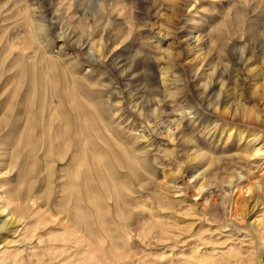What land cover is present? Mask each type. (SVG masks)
I'll return each mask as SVG.
<instances>
[{"label": "rangeland", "instance_id": "374dc122", "mask_svg": "<svg viewBox=\"0 0 264 264\" xmlns=\"http://www.w3.org/2000/svg\"><path fill=\"white\" fill-rule=\"evenodd\" d=\"M29 9L46 33V38L42 40L46 53L41 46L40 54L35 61L30 60L31 50H28L27 46L30 36L26 34L25 18L29 12L26 14L25 12ZM19 33L20 37L14 39V35ZM98 40H103L104 43L103 57L96 58L89 64L83 55L86 50L81 44L93 42V46H96ZM243 51L255 57H251L247 63L238 61ZM263 53L264 0H0V114L3 115L4 102H7V99L12 100L11 104L16 103L12 119L13 129L0 133V149L6 151L0 157V178L5 177L7 175L5 173L13 165V159L9 158L10 149L4 144L14 143L18 127L22 124L23 104L29 95L26 94L27 83L32 78L33 65L35 64L37 68L39 88L44 87L46 82L48 92L50 80L49 76L45 75L47 70L44 72L41 55L51 57L58 63L52 66V71L60 88L57 95L62 98L67 109L69 98L65 94L66 85L61 73L64 65L61 58L66 64L68 60L71 62L77 58L78 72L85 73L86 69L91 71V76L84 82L85 85H89V82H94L97 78L99 85L111 83L106 89H94L93 97L97 96V99L101 98L107 104L105 115L110 121H114L112 126L117 127L115 134L109 128L101 129L100 132L87 131L90 139L84 136V141L98 142L97 146L92 145L98 152L99 159L105 164L116 166L118 171L112 172L125 187L136 189L138 193L132 196H140L138 199L144 202V206L139 204L130 211L131 214H128L130 224L128 233L122 236L121 229L116 230V236H121L119 240L125 244L121 252L129 257V261L133 264H164L166 258L170 260L167 264H188L190 257L193 256L192 251L198 249L199 253L196 254V259L191 260V264H263L264 244L243 237L241 232H235L231 228H221L210 223L206 217L198 213L196 198L185 194L183 201L175 204L176 199L169 197L173 202V208H167L163 199H158L163 187L167 186L169 191L173 190L170 183L173 178L176 179L177 186L187 179L191 158L189 156L191 150H188L190 136L198 140L199 150L209 151L208 155L220 159L218 163L223 164L221 168L225 166L229 170L232 169L230 165L238 160L236 155H241V152L250 146L247 142L253 133H259L264 138ZM125 63L133 69L128 76L132 78L131 82L122 81L125 78L115 69L121 68L119 66ZM165 68L168 76L164 75ZM22 70L26 75L2 82L5 74L16 75ZM97 73L103 74L95 76ZM163 77L167 79L166 85L162 83ZM76 78L81 79L80 76ZM176 79L181 82V94L176 86L169 83L170 80ZM20 80L24 85L17 84ZM82 81L83 79L79 80V84L83 85ZM150 81L154 83V89L158 92L153 98L154 105L145 113L139 112L137 107V110L132 107L133 103H136L138 97L146 96V87ZM212 82H215L214 89L211 87ZM125 85L131 88V95H127L128 87H124ZM17 86L19 88L15 97L12 93ZM205 88L206 96L203 98L196 90L201 91ZM38 92L42 96V92ZM181 95L185 96L184 102L193 106L191 111L198 110L204 121H194L191 115H186L178 129L172 130L171 127L173 134L169 136L164 127L174 119V116L180 115V111L177 110L180 107L179 102L182 101ZM54 96L47 94L46 100L44 99L45 122L49 118V113H52L54 100H57ZM36 99L39 103L36 107L38 110L41 100ZM78 99L86 101L80 95ZM82 105L88 108L86 103ZM184 113L187 114L188 111ZM113 114L116 115L115 118ZM34 118V122H37V115ZM53 120L56 122L57 118ZM95 121L99 122V118ZM79 123L80 120L74 116L72 128L69 129V138L76 142V144L72 142V145H77V148L82 146V142H78ZM213 131L215 135L212 137ZM238 131L241 140L235 135ZM42 135L44 138L47 137L46 126ZM229 135L231 137L226 143L225 139ZM25 137L21 135L15 147V151L21 155L19 160L17 159L18 166L12 170L10 176L12 185L2 186L0 191L17 186L25 190L35 181L38 183L33 184L35 195L46 194L48 190L44 187L42 178L46 175V170L50 169L44 170V160H41L44 154L38 161L27 157ZM35 137L38 141V134H35ZM102 140L107 141L109 146ZM125 140L136 141L135 149L143 150L149 159L151 174L144 175L141 180L121 177L127 173L119 168L118 163H122L127 169L129 156L125 150L127 146L123 144ZM57 145L51 153L52 159H56L60 154ZM93 148L89 143L86 144L87 155L94 152ZM69 153L72 156L74 150H70ZM114 153L118 154L119 159L113 156ZM173 158L183 164L181 170H174ZM55 167L57 172L55 183L61 182L60 177L67 182L64 175L66 164L57 163ZM166 170L167 174L164 175ZM238 172L235 171V174ZM3 174L5 176H2ZM245 176L244 172L238 173L240 180ZM31 177L35 178L31 180ZM138 183L143 184V188L140 189ZM111 191L113 196L111 198H107L104 192L102 194L110 208L107 211L109 218L118 223L120 221L118 210L123 204L113 193V187ZM125 194L129 200V195ZM29 216L21 218L19 227L27 225V229L32 231L43 225V218L47 215L41 216L40 220L39 215L37 217L32 215L31 218ZM6 217L9 218L4 213L0 216V221ZM46 223L45 232L54 226L50 220H46ZM19 227L17 229H20ZM166 227L170 229L168 242L161 236L162 230ZM179 233L181 234L178 236ZM5 234L0 233L3 239L0 248L7 247L10 258L16 260V263L11 264H17L20 258L18 256H22L20 250L23 248L18 247L16 238H12L16 234L12 237ZM177 237L179 239L183 237L184 242H177V247H173ZM166 243L170 248H163ZM178 248L180 250H177ZM104 253L109 255L116 252L110 251L107 247ZM95 257L102 259L98 252Z\"/></svg>", "mask_w": 264, "mask_h": 264}, {"label": "bare ground", "instance_id": "6f19581e", "mask_svg": "<svg viewBox=\"0 0 264 264\" xmlns=\"http://www.w3.org/2000/svg\"><path fill=\"white\" fill-rule=\"evenodd\" d=\"M26 13H28L27 16L25 15V26L27 27L26 34L30 36V40L27 39L29 41L27 46L29 47L28 50H31L29 58L30 60L32 59V61H35L40 54L42 40L46 38V33L39 24V20L37 21L35 18L36 16L34 17L30 12V9L25 12V14ZM26 27H24V29ZM18 36L20 37V33L14 35V39ZM83 45L84 50H86L83 55L86 56L85 60L88 63L96 60V58L103 57V40L99 41L96 46H93V42H82L81 46ZM44 48L45 47H43L42 50L46 53ZM262 55L264 56V53ZM41 56V60L44 62V65H42L44 66V72L47 70L45 75L46 77L49 76L50 89L47 92L48 84L46 82H44V87L41 88L40 86L39 88L36 77L38 74L37 68L34 64L32 69L33 72H31L33 73L31 74L32 78L30 82L27 83L26 94L29 95L24 99L21 115L22 124L20 123L21 125L18 127L19 131L14 143L11 145L7 143L4 144L10 149L9 158L13 159V165H11V167L9 166L10 169L5 173L7 175L5 176L3 174L2 176L5 177L2 179L0 178V187L8 186L12 182L10 176L12 170L16 169L18 166L17 159L19 160L21 155L19 152L15 151V147L18 145L21 135H25L24 147L28 150L27 157L38 161L40 156H43L44 154L42 157L44 159L41 158V160H44V170H46L45 168H49L50 170H46V175L43 174L44 177L42 178V181L48 192H46V194L35 195L33 192L35 186L33 184L38 185L35 181L33 183L29 182V187H26L25 190H21L22 188L20 189V187L17 186V188L7 187L5 191H0V216L5 213V216L9 217L8 219L6 217L0 221V233H6L5 235L8 234L10 237L16 234V236L12 238H16L15 242L18 247L23 248L20 250L22 256H18L20 258H18L19 263L17 264H133V262L129 261V257L121 252V250L124 249L125 244L122 240H119L121 239V236H116V230L121 229L122 236L126 235L130 226L128 223V214H131L130 211L136 208L139 204L144 206V202H141L138 199L140 196H132L138 193L136 189L129 186L125 187L124 184L119 181L120 179H118L113 173L118 171L116 166L113 164H105L102 159H99L98 152L93 148V145L97 146L98 142L94 141L91 143L90 141H84V136L88 137L86 134L87 131L100 132L101 129L108 128L111 129L114 134L115 131H117V127L112 126L114 121H110L105 115L107 111L106 109H108L107 104H105L101 98L97 99V96L93 97L95 94L94 91L97 88L106 89L111 83L99 85V82L97 83V78L94 82H89V85H85L84 82L91 76V71L86 69L85 73L78 72L79 64L77 58L71 62L68 60L67 64L64 62L65 60L63 61V58H61L64 65V68L61 69V73L66 85L65 94L69 98V107L67 110L64 101L57 95L60 88L58 87V82L55 80L53 75L54 72L52 71V66L58 65V63L51 57ZM65 57L67 56L65 55ZM251 57L255 56L249 52L243 51L239 55L238 61H245L247 63L251 60ZM119 67L121 68L118 69L117 67L115 69H117L118 74L121 73V76L125 78L122 79V81H133L131 77H128L131 75L133 69L128 67V64L126 63ZM23 70L16 75L5 74L3 76L2 74V82L13 78H21L23 75H26ZM102 74L103 73H97L95 76H100ZM164 75L168 76L166 68ZM76 76H80L81 79L76 78ZM82 79L83 85L79 84V80ZM44 80L45 78L43 81ZM21 82L22 81L20 80L17 84L20 86ZM92 83L93 85H90ZM162 83L166 85L167 79L163 77ZM169 83L176 86L180 94L182 93V85L178 79L170 80ZM23 85L20 88H22ZM19 86L14 88L13 93L11 92L15 97L17 96L16 94ZM124 87H128L127 95L130 94L132 91L131 88L128 85H125ZM211 87L212 89L215 88V82H212ZM76 88L77 90H75ZM38 91L42 92L43 97ZM196 91L199 96L205 98L206 88L201 91ZM157 93L158 92L154 89V83H151L150 81V84L146 87V96L138 97V100L135 104L133 103L132 107L135 109L137 107L138 111L143 113L149 111L148 109L152 108L154 105L153 98ZM47 94H54L57 97L54 96L57 100H54L53 98L54 106L51 107L52 113H49V118L45 122L46 112L44 108V99L46 100ZM79 95L86 101L78 99ZM170 95H172V93H170ZM36 98L41 100V105H38V110H36V107L39 103ZM180 99H182V101L179 102L180 107L177 110L180 111V115L174 116V119L164 127L169 136L173 134L172 130L179 128L182 119L186 115H191V119L194 121H204V118L200 116L198 110L194 109L191 111L193 106L184 102V95H181ZM10 101L12 100L10 99ZM10 101L7 99V102H4L5 109L2 111L3 115L0 114L2 116L0 118V133L7 131L8 129H13L12 119L16 111V103L11 104ZM81 102L86 103L88 108H84ZM111 106L112 104L110 107ZM184 111H188V113L185 114ZM36 115L38 121L34 122V117ZM74 116L80 120V123L78 124L80 139H78V142H82V146L79 148H77V145H72V142L73 144H76V142L69 138V129L72 128L71 124ZM113 116H111L112 119ZM95 117L97 119H95ZM54 118H57L56 122L53 120ZM98 118L99 122H96L95 120H98ZM143 118L145 119V116ZM81 119L83 121H81ZM45 126L47 128L46 138L42 135L44 134ZM171 127H173L172 130ZM214 133L215 131H213L212 137ZM35 134H38V141L37 137L34 138ZM235 135L241 140V137L239 136L240 131ZM230 137L231 136L229 135L225 139L226 143ZM102 142L108 145L107 141L102 140ZM135 142L136 141L134 140H125L123 143L127 146L125 148L126 153L129 154L127 157V169H125V166L122 163H117L119 168L126 171L124 173H127L121 177H128L130 179L138 178L141 180L144 175L151 174V166L146 153L139 148L135 149ZM87 143H89L94 150L90 155H87L85 151ZM247 143L250 146H247L248 149H244L243 152H241V155H236L238 160L230 165L232 169L229 170L228 167L225 166L221 168L223 164L218 163L220 159L208 155L207 152L209 151L203 152L199 150L200 144L198 143V140L195 137L190 136L188 139V150H191L189 155L191 158L189 164L190 172L187 179L184 183L177 186V183L175 182L176 179L173 178L172 181H170L173 190L169 191L167 186L163 187L164 189H162L158 199L162 198L163 203L167 208H173V202L169 197H171V199H176L174 201L176 202L175 204H180L183 201L185 194H188V196L196 198L198 213L200 216L206 217L210 223H214V225L220 226L221 228H231L235 232H241L243 237L250 238L251 240L258 242V244H264V138L259 133H253L252 138ZM56 145L60 154L56 159H52L51 157L53 154L51 155V153ZM0 150V157H2L6 151L4 152L2 149ZM70 150H74L72 156L70 154L71 152L69 153ZM113 156L119 159L117 153ZM172 160L175 166L174 170H181L183 164L175 158ZM57 163L66 164L64 175L67 177V182L60 177L61 182L58 184L55 183V176L57 173L55 166ZM220 170L222 171L218 172ZM235 171H239L238 173L244 172V175H246L245 178L240 180L241 178L239 179L238 173L236 175ZM60 173H62V171ZM166 174L167 170L164 172V175ZM18 178L19 176L17 179ZM34 178L31 177V180ZM143 186V184L138 183L140 189L143 188ZM112 187L113 193L117 195L116 197H118L123 204V207L118 210L119 220L121 221L118 223L109 218L107 211L110 208L108 207V204H106V200L102 194V192L106 193L107 198L113 197L111 191ZM125 193L129 195V200ZM44 214L47 216H45L46 218H43L44 222L41 227L36 225L37 228H31L32 231H29V228L27 229V225L22 228L19 227L21 225L20 220L22 217L27 218L29 215L37 217L39 215L38 217L40 220L41 216L44 217ZM31 216H29V218H31ZM57 216L60 217L57 218ZM51 217L55 219H51ZM46 220H50L52 224H54L53 227H48L49 231L47 232H45L47 227L44 228L47 224ZM18 227L20 229H17ZM37 232H39V234H37ZM180 234L181 233L177 235L179 236ZM161 236L166 239V242H168L167 240L170 239L169 227L162 230ZM180 238L181 239L177 237L174 240L175 245L173 247H177V242H184V238ZM2 242L3 239L2 236H0V245ZM107 247L110 251L116 253L107 255L104 253V250ZM163 248L168 249L170 246L166 243ZM177 250H180V248ZM256 250H258V248ZM9 252L10 251L7 250V247L0 248V262H6V264L16 263L15 259L10 258ZM97 252L102 259H97L95 257ZM198 253V249L192 251L193 256L190 257L188 264H191V260L196 259V254ZM176 254L177 253H175V256ZM228 255L230 256L229 253ZM167 261L170 260L164 258V264H167Z\"/></svg>", "mask_w": 264, "mask_h": 264}]
</instances>
